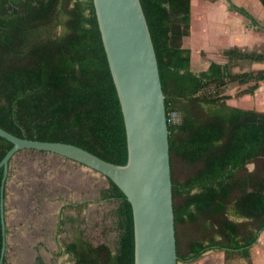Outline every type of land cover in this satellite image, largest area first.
<instances>
[{
  "label": "trees",
  "instance_id": "16d2710c",
  "mask_svg": "<svg viewBox=\"0 0 264 264\" xmlns=\"http://www.w3.org/2000/svg\"><path fill=\"white\" fill-rule=\"evenodd\" d=\"M191 1L141 0L165 93L178 261L189 263L208 251L249 259L264 230V168L247 173L250 162L264 157V113L229 105L224 88L234 81H264V69L232 74L228 65H213L193 72L191 50L183 46ZM227 1L255 21L246 9ZM56 24L63 32L53 36ZM225 55L264 60V52L230 49ZM209 87L213 94L199 95ZM173 114L182 116L180 124L171 120ZM0 127L20 138L69 143L111 163H127L124 116L93 0H0ZM12 147L0 137V161ZM175 157L192 169L182 181L174 177ZM2 178L3 169L0 193ZM108 182L100 193L103 200L117 202L112 212L117 248L83 239L69 243L64 252L76 264H135L132 206ZM2 242L0 210V256Z\"/></svg>",
  "mask_w": 264,
  "mask_h": 264
},
{
  "label": "water",
  "instance_id": "95a60500",
  "mask_svg": "<svg viewBox=\"0 0 264 264\" xmlns=\"http://www.w3.org/2000/svg\"><path fill=\"white\" fill-rule=\"evenodd\" d=\"M93 2L124 116L127 163H111L69 143L20 138L0 127V137L13 143L0 161V264L7 254L5 207L11 160L26 150L67 158L113 181L132 206L135 264H179L165 93L143 6L141 0Z\"/></svg>",
  "mask_w": 264,
  "mask_h": 264
},
{
  "label": "rangeland",
  "instance_id": "374dc122",
  "mask_svg": "<svg viewBox=\"0 0 264 264\" xmlns=\"http://www.w3.org/2000/svg\"><path fill=\"white\" fill-rule=\"evenodd\" d=\"M195 27L196 33L199 34L197 19ZM62 32V25L53 26V36ZM231 60L228 64L232 74L257 70H253L249 66L250 63L244 66L245 59ZM260 82L264 81L252 80L245 84L237 81L229 82L224 88V92L230 96L227 103L241 104L247 109L261 108L264 111V103L262 102L259 107L254 95L258 87L250 91L253 85L259 86ZM214 91V87H209L202 90L199 95H211ZM262 91L259 93L262 94ZM173 115L175 122L180 124L182 116ZM263 168L264 157H261L258 161L248 164L247 173L263 171ZM173 170L174 177L178 181H182L192 171L188 163L177 157L173 160ZM8 184L9 217L11 219V214H17L16 218H18L16 223H10V233H12L10 236L28 231L30 236H27V239L29 238L33 243L28 247L27 264H40L38 257L44 264H76L73 257L64 251L65 246L74 242L78 235L95 246L104 243L113 251L116 250L119 231L112 212L117 202L101 198V190L109 187L108 179L104 175L67 158L30 150L21 151L13 158ZM13 198L14 200L18 198L19 202H21L20 198H23L24 207L19 209L14 204ZM19 211L21 213L18 215ZM231 218L242 221L234 215ZM179 230L180 249L184 251L187 246L184 226L181 225ZM17 247L19 246L16 244L10 246L9 258L13 255L16 257V261L14 263L10 261V264H24L21 256L17 255ZM236 256L242 257L232 254L228 257L230 262L236 260ZM240 264H251V262L247 260L245 263L242 259Z\"/></svg>",
  "mask_w": 264,
  "mask_h": 264
},
{
  "label": "crops",
  "instance_id": "0c3cea01",
  "mask_svg": "<svg viewBox=\"0 0 264 264\" xmlns=\"http://www.w3.org/2000/svg\"><path fill=\"white\" fill-rule=\"evenodd\" d=\"M232 2L238 7L246 9L255 21L253 22L240 12L232 10L230 3L227 0L191 1V21L189 26L186 28L187 33L184 36L183 46L191 50V70L193 72L200 73L207 71L213 65L229 66L228 63L232 60L225 55L226 50L237 49L243 52L264 51V5L260 0H232ZM196 19L199 23V34L196 33ZM248 65L251 66L253 70L264 69V60L252 61L245 59L244 66ZM261 90H263L262 94L259 93ZM254 95L256 96L258 100L257 104L260 107L262 102L264 103V82L259 83ZM231 106L244 110H254L244 108L241 104H232ZM255 111L264 113L261 108H258L257 110L255 109ZM8 186L9 184L7 183L6 259L8 264H10V261H12V263L16 261V257H14V255L9 258L10 246L12 244H16V246H19L16 248L17 255H19V257L21 256V261H23L24 264H27L28 258L26 254L29 249L28 247L32 246L33 243L29 238L27 239V236H30L28 231L23 234L15 233L10 236L12 234L10 233V223H16L18 218H16L17 214H11V219L9 217L10 204L8 201ZM17 199L14 200L13 198L14 204H16L19 209L24 207L22 204L23 198H20L21 202ZM20 213L21 211L18 212V215ZM80 239L84 238L81 235H78L73 241L76 242ZM236 257V260L230 262L225 252L218 253L208 251L195 261L189 263L180 262L179 264H240L242 259L245 263H247V260H250L251 264H264V230L260 232L256 243L251 247L249 259L239 256Z\"/></svg>",
  "mask_w": 264,
  "mask_h": 264
},
{
  "label": "built area",
  "instance_id": "2783aa9c",
  "mask_svg": "<svg viewBox=\"0 0 264 264\" xmlns=\"http://www.w3.org/2000/svg\"><path fill=\"white\" fill-rule=\"evenodd\" d=\"M171 120L175 122V118H174V115H173V117H172V119H171Z\"/></svg>",
  "mask_w": 264,
  "mask_h": 264
}]
</instances>
